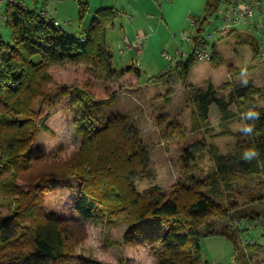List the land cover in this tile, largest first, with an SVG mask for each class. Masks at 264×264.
<instances>
[{"label": "trees", "instance_id": "trees-1", "mask_svg": "<svg viewBox=\"0 0 264 264\" xmlns=\"http://www.w3.org/2000/svg\"><path fill=\"white\" fill-rule=\"evenodd\" d=\"M77 2L82 26L90 2ZM219 2L207 0L205 16L195 20L200 24L199 36ZM118 14L114 6L98 8L78 37L42 10L16 0L6 5L3 20L10 29V39L5 40L0 33V264H69L74 247L86 235L71 219L48 211L47 195L58 187L77 193L74 210L86 220L112 221L123 213L128 222L125 238L131 244L148 246L155 264H209L202 257L200 240L212 235L232 240L236 264H251L258 245L248 240L243 244L240 234L249 230V225H264V211L253 209L264 200L256 191L264 187V106L252 95L264 93V88L237 84L226 98L210 81L192 91L188 74L196 60L193 48L171 69L152 76V82L164 81L176 71L191 91L190 101L197 111L193 130L211 127L213 106L223 121L249 110L259 111L261 116L251 122L252 134L233 133L236 143L228 153L217 152L204 140L185 146L179 159L185 174L168 190L159 186L139 189L138 181L149 173L151 152L136 125L122 112L105 113L109 99L105 101L77 84L58 83L51 73L56 64L84 61L97 72L113 76L106 27ZM232 32H237L238 44L249 45L258 56L254 35ZM212 44L210 61H217V43ZM127 72L141 75L135 64L119 69L121 74ZM64 101L68 102L64 109L72 112L81 137L79 148L70 155H63L61 149L43 151L38 142L42 129L48 128L49 112ZM156 124L163 139L186 137L187 128L167 114L162 113ZM248 147L260 150L259 161L248 163L240 158ZM204 149L214 166L204 174H195L193 171L201 170ZM244 196L250 198L240 204L238 199ZM219 220L230 225L224 224L217 231ZM83 260L102 264L92 257Z\"/></svg>", "mask_w": 264, "mask_h": 264}, {"label": "rangeland", "instance_id": "rangeland-1", "mask_svg": "<svg viewBox=\"0 0 264 264\" xmlns=\"http://www.w3.org/2000/svg\"><path fill=\"white\" fill-rule=\"evenodd\" d=\"M19 1L38 11H48V14L59 21V26L78 37L91 23L95 11L106 4L104 2L109 1L111 6L117 4L114 7L119 10V14L115 22L106 27V41L115 67L113 76L107 77L97 72L95 66L84 61L56 64L51 67V73L58 83L77 84L105 101L109 99L107 103L111 104L105 106V113L122 112L136 125L151 152L149 173L138 181L139 189L159 186L168 190L182 173L185 174L179 161L185 146L204 140L219 153H228L233 148L236 143L233 133L245 123L243 114L223 121L220 112L213 106L211 127L193 130L197 111L190 101L191 91H188L176 71L166 75L164 81H150L152 76L171 69L176 60L187 58L192 52L194 44L187 37H195L200 24L193 23V20L205 16L207 0H89L90 12L86 14L82 26L79 24L80 7L77 0ZM4 4L6 3H0V8L3 9ZM226 7L225 1L220 0L215 12L203 24L201 35L214 32L223 24L222 16ZM235 30L244 34L254 32L242 22L236 25ZM0 33L5 40L10 39V29L1 16ZM236 33L232 32L227 37L215 36L210 40L211 43H217L219 60L196 58L188 74L192 91L211 81L219 95L227 98L234 85H242V78L248 80L246 85L264 88V62L254 54L249 45L237 43ZM132 64L141 69L139 77L134 72L119 73L120 68ZM252 95L259 106H264L263 92ZM56 104L46 119L48 128L42 129L38 142L43 151L50 153L61 149L63 155H70L79 148L81 137L73 123L72 112L64 109L68 102ZM162 113L175 118L187 128L185 138L166 140L161 137L156 120ZM201 157V170L193 171L195 174H204L214 166L205 149L202 150ZM256 191L264 195L263 186ZM76 197L77 193L66 187H58L47 195L48 211L71 219L75 227L86 235L74 247L69 264H86L83 259L87 257L102 264H155V257L149 252L148 246L131 244L125 238L128 222L123 213L115 215L112 221L108 218H102L98 222L86 220L74 210ZM249 198L244 196L238 201L244 204ZM223 203L226 204L227 200H223ZM253 209L257 213L264 211V200ZM217 224V231H221L224 224L230 225L227 220H219ZM253 225H249V230L241 231L240 237L243 244L248 240L258 245L251 264H257L259 260L264 263V225ZM259 246L263 250H259ZM200 248L202 257L209 264H236L234 244L224 236H204L200 240Z\"/></svg>", "mask_w": 264, "mask_h": 264}, {"label": "built area", "instance_id": "built-area-1", "mask_svg": "<svg viewBox=\"0 0 264 264\" xmlns=\"http://www.w3.org/2000/svg\"><path fill=\"white\" fill-rule=\"evenodd\" d=\"M15 1V0H7ZM227 7L222 16L223 24L217 27L214 32L207 35L198 34L195 31V37H187V40L194 44L193 54L200 60H210L212 43L211 39L215 36H228L238 23L242 22L249 25L254 32L252 35L257 39L259 54L258 57L264 62V16L263 0H224ZM211 23V20L209 21ZM58 24L57 21H55ZM193 23H196L193 20ZM197 36V37H196ZM199 36V38H198ZM186 54V53H184Z\"/></svg>", "mask_w": 264, "mask_h": 264}, {"label": "clouds", "instance_id": "clouds-1", "mask_svg": "<svg viewBox=\"0 0 264 264\" xmlns=\"http://www.w3.org/2000/svg\"><path fill=\"white\" fill-rule=\"evenodd\" d=\"M247 83H248V80L246 78L241 79L242 85H246ZM260 116H261V113L259 111H255V110L247 111L242 118L246 123H243L242 126L238 128V131L242 135L252 134L254 130V124L251 122L259 119ZM260 157H261V152L259 149L255 147H248L244 149L240 156V158L243 161L248 162V163H251L252 161H259Z\"/></svg>", "mask_w": 264, "mask_h": 264}, {"label": "crops", "instance_id": "crops-1", "mask_svg": "<svg viewBox=\"0 0 264 264\" xmlns=\"http://www.w3.org/2000/svg\"><path fill=\"white\" fill-rule=\"evenodd\" d=\"M16 1H18V2H23V1H19V0H16ZM0 3H6V4H4V6H3V9L2 8H0V16H1V18L2 19H4L3 18V12H5V10H6V5H7V3H8V1L7 0H0ZM24 3V2H23ZM106 3V4H105ZM104 4L105 5H103V6H101V7H113V6H116L117 4H114L113 6H111V4L109 3V1L108 2H104ZM3 5V4H2ZM44 13H46L47 15H51V14H48V11H46V10H42ZM52 16V15H51ZM263 16H264V0H263ZM53 17V16H52ZM53 18H55V17H53ZM74 32H76L75 30H74ZM227 37V36H226ZM213 49V48H212ZM182 54H184V53H182Z\"/></svg>", "mask_w": 264, "mask_h": 264}, {"label": "bare ground", "instance_id": "bare-ground-1", "mask_svg": "<svg viewBox=\"0 0 264 264\" xmlns=\"http://www.w3.org/2000/svg\"><path fill=\"white\" fill-rule=\"evenodd\" d=\"M211 55H212V48H211Z\"/></svg>", "mask_w": 264, "mask_h": 264}]
</instances>
